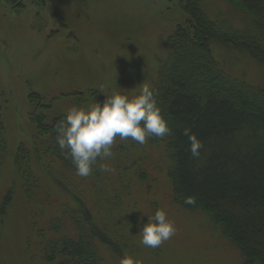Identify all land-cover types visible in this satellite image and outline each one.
I'll use <instances>...</instances> for the list:
<instances>
[{
  "label": "rangeland",
  "instance_id": "374dc122",
  "mask_svg": "<svg viewBox=\"0 0 264 264\" xmlns=\"http://www.w3.org/2000/svg\"><path fill=\"white\" fill-rule=\"evenodd\" d=\"M224 9L225 19L238 10ZM189 16L179 0H0V114L8 156L21 142L33 152L37 125L30 115L36 98L32 94L52 98L51 111L38 109L50 111L51 118L61 108L87 109L113 93L134 97L143 85L152 87L157 80L168 56L167 40ZM211 45L228 74L264 84V68L249 52L216 39ZM165 151L164 143L150 137L139 144L117 136L112 156L105 159V173L114 183L122 174V180L126 175L130 179L127 190L120 188L122 206L120 202L113 207L118 214L114 221L123 222L122 236L131 237L136 245L126 252L139 264H246L211 217L181 211L173 204ZM42 155L46 164L48 155ZM4 158L0 206L11 190L12 201L6 214L0 207V264H50L36 245L40 242L34 227L36 199L29 200L23 175L11 157ZM32 159L38 163L36 156ZM144 173L147 178H140ZM48 182L43 184L50 186L53 196L69 199L62 186ZM107 183L110 189L115 186ZM91 198L89 202L97 206V199ZM157 210L167 213L176 233L158 248H150L142 245L139 231ZM132 217L136 223L128 225ZM105 254L110 263L125 256Z\"/></svg>",
  "mask_w": 264,
  "mask_h": 264
},
{
  "label": "trees",
  "instance_id": "16d2710c",
  "mask_svg": "<svg viewBox=\"0 0 264 264\" xmlns=\"http://www.w3.org/2000/svg\"><path fill=\"white\" fill-rule=\"evenodd\" d=\"M179 2L190 16L168 38V56L151 87L173 133L150 138L165 144L173 204L181 211L211 217L239 248L246 264H264V84L253 85L245 77L228 74L211 45L216 39L244 49L264 68V0ZM228 6L238 10L225 19ZM32 95L36 98L30 115L37 125L33 152L21 142L8 156L0 114V178L5 154L23 175L26 196L36 199L34 227L40 241L36 245L45 261L119 264L110 263L105 251L131 255L126 250L136 247L131 237L122 236L123 222L114 221L118 214L113 210L120 202L122 206L120 188L127 190L130 179L126 175L122 180V174L114 183L104 170L108 160L99 158L92 175L79 177L70 156L66 158L56 144L55 126L68 110L61 108L51 118L52 98ZM39 108L50 111L38 112ZM185 128L203 145L199 157L190 153ZM43 153L48 155L46 164ZM144 174L140 178H147ZM48 179L62 186L69 199L53 196L50 186L43 184ZM107 182L115 186L110 189ZM187 196H195L196 204L186 205ZM11 197L12 190L0 206L1 214L7 213ZM91 197L97 199V206L89 202ZM135 223L132 217L128 225Z\"/></svg>",
  "mask_w": 264,
  "mask_h": 264
},
{
  "label": "clouds",
  "instance_id": "9594fccd",
  "mask_svg": "<svg viewBox=\"0 0 264 264\" xmlns=\"http://www.w3.org/2000/svg\"><path fill=\"white\" fill-rule=\"evenodd\" d=\"M104 92L103 89H100ZM56 144L65 154L70 156L79 177L92 175L93 165L97 159L112 156L111 146L117 136L121 140L131 138L144 144L147 137H165L173 133L167 120L161 113L154 91L148 85H143L140 93L134 97L113 93L93 106L82 109L71 107L65 118L55 126ZM184 134L190 142V153L196 158L203 147L197 136L185 128ZM67 149L65 153L64 150ZM107 171L108 169H104ZM186 205H195V196L184 199ZM142 234V245L158 248L176 233L173 221L167 213L157 210L153 217L139 231ZM119 264H139L131 255H125Z\"/></svg>",
  "mask_w": 264,
  "mask_h": 264
}]
</instances>
